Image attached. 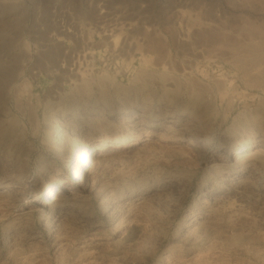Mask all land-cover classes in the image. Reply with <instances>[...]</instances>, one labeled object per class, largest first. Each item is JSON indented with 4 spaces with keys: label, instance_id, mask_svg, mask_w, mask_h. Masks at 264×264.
Segmentation results:
<instances>
[{
    "label": "rangeland",
    "instance_id": "374dc122",
    "mask_svg": "<svg viewBox=\"0 0 264 264\" xmlns=\"http://www.w3.org/2000/svg\"><path fill=\"white\" fill-rule=\"evenodd\" d=\"M256 130L264 0H0V264H264V166L219 165Z\"/></svg>",
    "mask_w": 264,
    "mask_h": 264
},
{
    "label": "bare ground",
    "instance_id": "6f19581e",
    "mask_svg": "<svg viewBox=\"0 0 264 264\" xmlns=\"http://www.w3.org/2000/svg\"><path fill=\"white\" fill-rule=\"evenodd\" d=\"M103 34H111L112 30L107 29L106 26L100 27ZM64 60L65 65L62 66L65 71L67 72L68 76L74 75V76H80L83 70V67L87 65L89 54L84 51L83 49L81 51L72 52L69 54H64ZM140 108V107H139ZM133 109L134 112L127 116L126 118V124L128 126H131V130L135 131H141L145 130V132L150 133L154 131L157 128H164L166 131L170 132L168 133H159L160 139H174L175 133L177 134H183L184 132H188L191 130V126L194 125V122L196 121V116L193 114H190L188 112L186 114V117L184 118V110H173V111H166L163 114L160 113H154L151 115L149 121L144 120L141 125L136 126V123L138 122L139 118L138 115L141 114L140 109ZM143 108V107H142ZM73 119H77L79 123L82 122L83 117L78 115L74 116ZM167 119V122L165 120ZM163 122H165L163 124ZM146 124L147 126H145ZM163 124V125H162ZM172 125L175 127L172 128ZM134 126V127H132ZM136 126V127H135ZM171 128V129H170ZM181 131V132H178ZM193 136V134H190ZM128 139H130V136L123 137V138H116L111 139L108 141L109 145H115V147H120L126 145L128 142ZM178 139H180V136H178ZM260 142H264V133H260L259 130H256L252 133L251 137L243 141L239 148L240 151L236 152L233 156V164H229L227 161H224L222 163H219V165H223L226 168V171L229 174H233L236 171H241L242 169H245L249 167L251 171H255L258 168H262L264 166V163L260 161V155L264 153V144H260ZM259 143V145L255 146L254 150H244L247 147H249L252 144ZM85 148V147H84ZM229 150H226L224 153V157L228 156ZM86 153L83 152L82 156H76L72 159L74 164L71 165V168L73 169V172L76 171V165L81 163V160L83 157H85ZM76 159V161H74ZM83 172V169L81 170ZM6 189H2L1 192H5ZM63 201L59 194H53L51 197L47 199V201H44L41 205V211H46L47 215L49 216L54 208L58 205H62Z\"/></svg>",
    "mask_w": 264,
    "mask_h": 264
}]
</instances>
